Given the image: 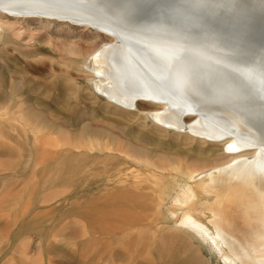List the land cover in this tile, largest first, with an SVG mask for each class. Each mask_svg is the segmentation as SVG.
<instances>
[{"label":"rangeland","instance_id":"obj_1","mask_svg":"<svg viewBox=\"0 0 264 264\" xmlns=\"http://www.w3.org/2000/svg\"><path fill=\"white\" fill-rule=\"evenodd\" d=\"M107 41L110 38L87 24L0 10V264H237L226 247L218 244L229 263L211 242L181 228L183 209L176 203L187 183L204 200L196 187L205 178L202 171L227 162L229 156L221 144L160 128L147 111L161 106L143 104L146 111L127 113L108 102L87 69L90 53ZM7 107L14 109L8 113ZM75 141L84 147L66 145ZM42 143L53 150L71 147L74 152L53 167V175L56 167L60 171L55 180L66 182L63 187L46 190L41 188L44 178L21 173L24 162L28 168L37 162ZM107 145L124 148L128 157ZM103 154L125 159L118 185H131L130 198L140 190L141 201L149 203L152 193L153 226L128 224L126 220L142 213L131 209L129 201L121 207L115 202L102 209L84 206L86 198L100 197V163L82 177L64 178L67 166ZM160 160L180 162L177 165L190 171L193 179L179 170H153ZM73 182L74 187L68 185ZM194 215L213 229L208 215Z\"/></svg>","mask_w":264,"mask_h":264},{"label":"bare ground","instance_id":"obj_2","mask_svg":"<svg viewBox=\"0 0 264 264\" xmlns=\"http://www.w3.org/2000/svg\"><path fill=\"white\" fill-rule=\"evenodd\" d=\"M0 10L68 19L95 28L110 41L90 53L87 69L108 102L127 113L146 111L143 104L161 106L147 111L160 128L221 144L228 161L202 171L205 178L196 186L205 199H198L188 183L181 189L176 199L183 209L179 226L191 237L211 242L226 263L230 260L220 245L237 264H264V0H0ZM7 108L8 113L14 109ZM42 144L37 162L31 168L28 162L21 166L22 175L29 172L44 178L49 185L43 182L41 188L46 190L66 185L55 180L60 171L56 167L53 175L54 164L70 156L71 147L84 145L75 141L66 144L70 148L53 150ZM105 148L128 157L124 148ZM123 157L94 155L67 166L63 175L68 181L100 163V197L86 198L84 206L102 209L115 202L121 207L129 201L131 209L142 213L126 220L128 224L151 226L156 221L151 213L152 193L146 203L140 190L130 198L131 185H118ZM176 165L160 160L152 167L168 173L179 170L189 181L193 179L190 171ZM108 188L116 191L103 195ZM196 211L208 215L213 229L195 217Z\"/></svg>","mask_w":264,"mask_h":264}]
</instances>
